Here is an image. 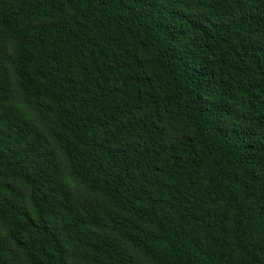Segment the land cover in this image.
<instances>
[{
	"label": "trees",
	"instance_id": "1",
	"mask_svg": "<svg viewBox=\"0 0 264 264\" xmlns=\"http://www.w3.org/2000/svg\"><path fill=\"white\" fill-rule=\"evenodd\" d=\"M0 31V264H264V0H0Z\"/></svg>",
	"mask_w": 264,
	"mask_h": 264
},
{
	"label": "snow or ice",
	"instance_id": "2",
	"mask_svg": "<svg viewBox=\"0 0 264 264\" xmlns=\"http://www.w3.org/2000/svg\"><path fill=\"white\" fill-rule=\"evenodd\" d=\"M4 34L2 31H0V63H2V58H3V54L6 52V48L4 46ZM4 84V79L3 76L0 75V86H2ZM3 224V218L2 216H0V227H2ZM0 255H2V252H0ZM5 264H7L6 262V258H5Z\"/></svg>",
	"mask_w": 264,
	"mask_h": 264
},
{
	"label": "bare ground",
	"instance_id": "3",
	"mask_svg": "<svg viewBox=\"0 0 264 264\" xmlns=\"http://www.w3.org/2000/svg\"><path fill=\"white\" fill-rule=\"evenodd\" d=\"M262 166V165H261ZM260 174V173H259ZM251 178V177H250ZM249 181V180H248ZM248 187V186H247ZM247 192V191H246ZM261 195V194H260ZM242 198V197H241ZM262 201V200H261ZM254 203H255V201H254ZM248 205V204H247ZM249 210V209H248ZM254 211V210H253ZM261 213V212H260ZM259 213V214H260ZM253 217V216H252ZM259 221V220H258ZM256 223V222H255ZM262 224V223H261ZM256 225V224H255ZM256 227V226H255Z\"/></svg>",
	"mask_w": 264,
	"mask_h": 264
}]
</instances>
